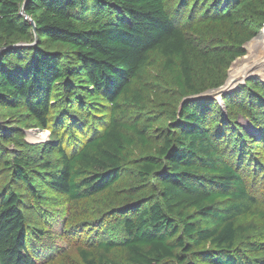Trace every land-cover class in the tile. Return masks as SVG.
<instances>
[{"label":"trees","instance_id":"1","mask_svg":"<svg viewBox=\"0 0 264 264\" xmlns=\"http://www.w3.org/2000/svg\"><path fill=\"white\" fill-rule=\"evenodd\" d=\"M31 22L36 45L0 55V264L37 262L24 205L37 182L122 221L124 239L82 264H264L250 224L264 229V211L237 170L264 152V86L188 100L223 86L264 0H0V50L33 44ZM13 120L72 151L58 140L56 164H33L26 145L4 147Z\"/></svg>","mask_w":264,"mask_h":264},{"label":"rangeland","instance_id":"2","mask_svg":"<svg viewBox=\"0 0 264 264\" xmlns=\"http://www.w3.org/2000/svg\"><path fill=\"white\" fill-rule=\"evenodd\" d=\"M263 32L264 26L253 39L244 45L245 56L232 62L227 78H229V72L233 65H237L239 68V66L250 63L249 57L252 53L248 54V46L254 41L258 40L257 42H259V36ZM254 51L256 52V50ZM262 65L250 67L249 71H253V73L248 72L249 74H247L248 70H242L238 77L227 79V82L236 81L227 89L232 88L235 91L249 78L257 79L264 86V77L254 73L264 70V64ZM243 78L246 79L243 80ZM237 82L239 83L235 86ZM221 96L208 99L216 100L217 103L223 105ZM222 112L225 113V110L222 109ZM238 122L247 132L258 137L257 131L249 122L244 121L242 118ZM5 129V133L11 138H8L9 143L4 145V147L13 149L16 146L26 145L24 149L30 151L29 158L32 159L33 164H40L45 161L56 164L54 162L55 157L52 154V147L55 141L60 140L63 147H67L68 154L72 151L69 136H61V134L52 136L49 131H42L26 124L18 125L16 120H13V124ZM257 152L261 153V155L257 159L253 158L256 164L253 165L248 162L249 160L244 159V163H238L237 170L246 180L250 194L257 199V207L264 211V152L261 150H257ZM239 154L240 152L237 150L229 155L228 158L233 162L238 159V161H241ZM34 186L39 192H42L39 194V199L34 202L27 201L24 205H26V208L29 205L32 207L26 209L28 228L32 230L27 240V249L32 259L37 261L35 264H82L79 256L81 250L96 253L91 248L93 243L101 240L121 241L124 239L122 221L120 218L111 215L109 208L104 206L101 201L83 203L76 206L65 197L54 194L52 191H44L46 186L41 182H37ZM250 224L252 226L251 229L254 231L251 238L256 239L258 235L264 233V229L258 221H251Z\"/></svg>","mask_w":264,"mask_h":264},{"label":"bare ground","instance_id":"3","mask_svg":"<svg viewBox=\"0 0 264 264\" xmlns=\"http://www.w3.org/2000/svg\"><path fill=\"white\" fill-rule=\"evenodd\" d=\"M259 38H260L259 42H257L258 40L254 41L248 46V54L252 53V55L249 57V59L251 60L250 63L248 65L246 64L244 66H239V68L237 65H233V67L229 72L228 79H234L235 77H238L242 73L241 72L242 70L246 71L252 66H258V65L263 66L262 64H264V32L259 36ZM254 50H256L257 53ZM254 73H256V75L258 76L264 77V70L256 71ZM234 82L236 81L235 80L228 82L226 81L224 90L230 87Z\"/></svg>","mask_w":264,"mask_h":264},{"label":"water","instance_id":"4","mask_svg":"<svg viewBox=\"0 0 264 264\" xmlns=\"http://www.w3.org/2000/svg\"><path fill=\"white\" fill-rule=\"evenodd\" d=\"M31 25H32V27H33V33H34V35H35V24H34L33 22H31ZM246 44H247V43H246ZM35 45H36V35H35V40H34V43H33V44H17V45H14V46H7V47L2 48V49L0 50V55H1V53H2L3 51H5V50H7V49H11V48L18 49V48H23V47H33V46H35ZM244 56H245V55H244ZM248 72H249V73H253V71H249V69H248V71H247V74H249ZM247 74H246V75H247ZM247 78H249V76H247ZM227 79H228V78H227ZM227 79L225 80L223 86H221L220 88L215 89V90H211V91H207V92H205V93H203V94H200V95H198V96H194V97L188 98V100H206V99H208V98H210V97L221 96V95L224 94V93H227V92L229 93V92L233 91L232 88H229V89H227L226 91L224 90V87H225V85H226V81H227ZM244 79H246V78H243V80H244ZM238 83H239V82H237L235 86H237ZM235 86H234V87H235ZM210 99H211V98H210Z\"/></svg>","mask_w":264,"mask_h":264}]
</instances>
